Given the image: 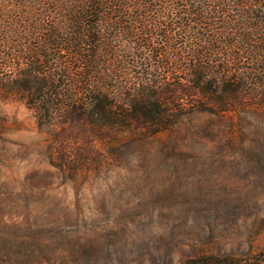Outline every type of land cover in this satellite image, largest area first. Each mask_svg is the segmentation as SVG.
<instances>
[{"label":"rangeland","instance_id":"obj_1","mask_svg":"<svg viewBox=\"0 0 264 264\" xmlns=\"http://www.w3.org/2000/svg\"><path fill=\"white\" fill-rule=\"evenodd\" d=\"M0 128V264H186L264 254V114L199 115L120 152L55 136L30 109ZM95 144V145H94Z\"/></svg>","mask_w":264,"mask_h":264},{"label":"trees","instance_id":"obj_2","mask_svg":"<svg viewBox=\"0 0 264 264\" xmlns=\"http://www.w3.org/2000/svg\"><path fill=\"white\" fill-rule=\"evenodd\" d=\"M14 103L113 152L199 115L264 114V0H0V128Z\"/></svg>","mask_w":264,"mask_h":264}]
</instances>
